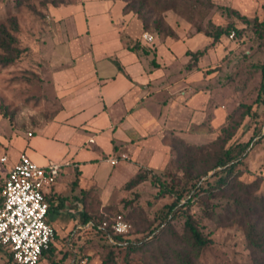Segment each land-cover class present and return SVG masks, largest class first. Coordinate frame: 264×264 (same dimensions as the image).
Segmentation results:
<instances>
[{
    "label": "rangeland",
    "instance_id": "1",
    "mask_svg": "<svg viewBox=\"0 0 264 264\" xmlns=\"http://www.w3.org/2000/svg\"><path fill=\"white\" fill-rule=\"evenodd\" d=\"M76 1L0 0V30L17 39L12 47L23 49L15 61L0 65V158L13 162L12 153L25 152L21 144L62 108L54 79L59 66L49 62L47 42L63 28L51 7ZM123 1L147 26L139 18L138 34L128 40L131 45L138 42V50L149 55H155L156 46L166 39L173 41L171 47L199 50L211 42L208 34L218 28L229 31L201 59L202 74L194 77L192 89L203 90L204 97L188 125L177 132L164 130L159 138L148 136L163 158L141 166L147 180L132 188L122 181L106 193L97 187L93 196L83 198L85 213L96 224L112 222L118 215L130 224L128 244L111 245L96 230L78 228L81 222L58 226L56 219L68 221L67 214L73 212L52 210L47 217L58 234L39 264H264V248H252L246 239L251 224L258 233L264 232V94L259 89L264 0ZM143 31L153 36L149 44L141 39ZM177 68L182 71L181 65ZM247 107L251 115L242 119ZM180 118L186 120L184 115ZM237 122L240 126L227 141ZM251 137L243 162L232 173L226 175L219 167L209 170L225 148ZM10 162L0 161V188ZM64 170L69 174L72 166ZM225 175L226 182H218ZM168 188L183 194L170 213L167 206L175 195ZM186 199L190 201L185 205ZM186 216L210 239L207 245L194 243ZM0 264H11L6 250H0Z\"/></svg>",
    "mask_w": 264,
    "mask_h": 264
},
{
    "label": "crops",
    "instance_id": "2",
    "mask_svg": "<svg viewBox=\"0 0 264 264\" xmlns=\"http://www.w3.org/2000/svg\"><path fill=\"white\" fill-rule=\"evenodd\" d=\"M124 6L123 0H77L51 7L63 28L47 42L49 62L59 66L54 79L63 104L21 147L39 164H62L58 179L46 189L48 214L73 212L67 214L68 221L56 219L58 226L81 222L83 198L93 196L97 187L106 193L128 182L141 166L159 163L162 154L149 144L148 136L159 138L164 130L183 129L204 97L203 90L193 92L192 80L202 74L201 59L213 47L211 42L196 62L187 52L204 48H174L170 39L156 46L155 55L131 51L128 39L137 36L141 21ZM144 32L141 39L149 44ZM153 61L159 65L150 66ZM183 115L186 120H181ZM12 155L10 165L19 156ZM114 156L118 161L112 164L109 159ZM66 166H72L71 173H66Z\"/></svg>",
    "mask_w": 264,
    "mask_h": 264
},
{
    "label": "built area",
    "instance_id": "3",
    "mask_svg": "<svg viewBox=\"0 0 264 264\" xmlns=\"http://www.w3.org/2000/svg\"><path fill=\"white\" fill-rule=\"evenodd\" d=\"M142 37L146 42L153 38L148 32ZM0 161L7 164V156H1ZM109 161L115 164L118 158ZM61 167L52 160L39 164L26 152H21L9 165L0 188V249L8 252L11 264H39L43 253L53 244L56 230L47 219L46 189L56 182ZM95 225L112 243V235L125 236L130 231V224L121 215L112 222L103 220L99 224L90 219L78 228L93 229Z\"/></svg>",
    "mask_w": 264,
    "mask_h": 264
},
{
    "label": "trees",
    "instance_id": "4",
    "mask_svg": "<svg viewBox=\"0 0 264 264\" xmlns=\"http://www.w3.org/2000/svg\"><path fill=\"white\" fill-rule=\"evenodd\" d=\"M124 10L125 11H132L135 14H137V17L140 18L142 20L143 26L147 27L144 21V18L142 19V17L138 14L137 10H134L133 8L128 7V3H125L124 6ZM158 25L161 23V20H156L155 21ZM264 22H261V24H263ZM229 30L227 29H223V28H218L214 33L208 34L209 37H211V43L210 45L213 46L218 40L219 38L224 34L227 33ZM17 39L9 32H7L5 29H1L0 30V46L4 49L5 53L4 54H0V65H6L9 64L13 61H15L20 54L23 52V49H20L18 47H12L11 44L17 43ZM129 50L131 51H138L139 49V44L138 42L133 43L132 45H127L126 46ZM207 50V47L204 48L203 50H199L196 52H187L188 55L191 56V58L193 59V61H197L199 57H201ZM144 54H148V52L146 50H143ZM155 64V62H154ZM116 65L119 67V69H121L119 63L116 62ZM260 92L262 94H264V66L262 67L261 70V83H260ZM262 102L264 103V99H262ZM251 112H250V108H246L244 110V112L241 115V118L243 119L246 116H250ZM240 126V123H234L233 126V130H231V132L227 133V136L225 137L226 140H230V138L234 135V131H236L238 129V127ZM225 129H223L222 132H224ZM264 137V134H263ZM254 138L251 137L247 142H242V143H238L235 146H229L228 148H225V150L223 151V154L221 156H219L217 158V161L215 162V164L209 169H213V168H221L223 169V171L226 172V175H229L230 173H232L235 169L236 166L240 165L243 162V158H244V150H246V148L248 147V145L250 144V142L253 140ZM226 175L220 176L218 179V182L220 183H225L226 182ZM148 175H146L144 172L139 171L133 178H131L127 183H126V187L128 188H132L135 185L139 184L142 181L147 180ZM168 191L172 194L175 195V200L174 202H172L170 205H168V213H170L172 210H174V208L178 205L179 201L182 199L183 194L182 192H174V190L172 188H168ZM47 198V197H46ZM48 201V199H47ZM190 201V199H186V201L184 202V204H188ZM184 214V212H182ZM91 218L90 216H88L85 212L81 213L80 216V221H81V225L80 226H84L86 224L87 221H89ZM185 225L187 227V229L189 230L193 241L196 245L198 246H205L210 242V239L203 237V235L201 234V232L198 230V228L194 225V223L192 222L191 216H186V220H185ZM255 225L251 224L246 232V239L248 241V244L250 245V247L252 248H264V232H262L261 234L258 233L255 230ZM94 230H96L97 233H99L103 238L106 239V241H108L111 245H121L123 242H126L128 244L129 240L127 238H125V236L122 235H112L113 238V243L109 241L108 237L106 236L105 233H103L101 230H98L96 228H93ZM57 236V233H56ZM55 236V239H56ZM52 248V245L51 247ZM45 254V252L43 253V255ZM128 264V263H126Z\"/></svg>",
    "mask_w": 264,
    "mask_h": 264
}]
</instances>
